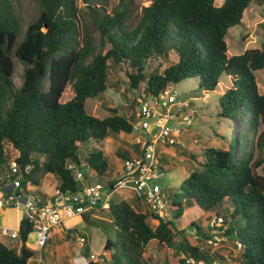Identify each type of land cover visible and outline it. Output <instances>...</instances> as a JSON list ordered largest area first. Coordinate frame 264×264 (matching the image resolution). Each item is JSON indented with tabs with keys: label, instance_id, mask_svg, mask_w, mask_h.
I'll list each match as a JSON object with an SVG mask.
<instances>
[{
	"label": "trees",
	"instance_id": "trees-1",
	"mask_svg": "<svg viewBox=\"0 0 264 264\" xmlns=\"http://www.w3.org/2000/svg\"><path fill=\"white\" fill-rule=\"evenodd\" d=\"M34 1L38 16L21 35L10 0H0V166L8 167L13 158L21 167L30 164L31 170L21 174V186H39L50 173L60 191L79 190L81 183L69 168L82 164L78 148L90 139L102 148L109 131H133L138 99L123 113L106 107L109 114L104 118L89 114L85 107L88 98L107 89L119 90L109 71L121 63L128 67L125 80L131 89L144 82L139 99L192 77L199 79L201 91L211 92L222 75L230 77V86L218 98V115L249 121L247 127L256 135L254 147L264 148V94L256 82V72L264 67V41L232 55L227 54L226 44L229 29L241 23L243 12L253 1L264 5V0H221L219 4L217 0H150L140 7L133 27L127 22L128 3L107 10L103 0ZM13 57L24 65L18 86L13 82ZM67 85L73 96L61 102ZM202 154L199 167L188 170L178 186L180 199L192 201L205 213L217 208L224 235L241 244L235 258L238 264H264V159H254L247 144L238 156L231 146H207ZM120 155L122 159L132 156ZM83 161L98 175L108 170L103 149L90 151ZM260 167L262 173L257 172ZM170 204L175 206L172 217L180 218L185 210L181 202L171 199ZM106 209L115 227L114 242L106 239L105 263L86 264H149L144 253L151 240L180 253V264H186L187 258L226 263L215 249L202 252L169 219L159 218L152 226L148 213L128 200L110 199ZM82 218L92 223L89 213ZM31 231V223L21 219L19 251L0 242V264H27L33 256L25 246ZM195 233L203 240L208 237L198 225Z\"/></svg>",
	"mask_w": 264,
	"mask_h": 264
},
{
	"label": "rangeland",
	"instance_id": "rangeland-1",
	"mask_svg": "<svg viewBox=\"0 0 264 264\" xmlns=\"http://www.w3.org/2000/svg\"><path fill=\"white\" fill-rule=\"evenodd\" d=\"M122 2L129 4L131 15L127 22L129 23V27H133L140 14V7L147 6L150 0H103L107 10L119 6ZM216 2L219 4L221 0H217ZM10 6L17 18H19L18 20L21 24L20 34L22 35L28 23L38 16V4L34 0H10ZM78 6L84 8L80 1H78ZM83 18L84 21L90 24V20L87 16ZM92 33L98 38L97 31L93 30ZM263 41L264 5H260L256 1H253L243 12L241 23L231 27L228 31L226 37L227 54H238L242 53L247 48H257ZM174 57L175 56L172 54L171 58L174 59ZM13 60L15 63L13 82L18 86L21 83L24 65L16 57H13ZM154 64H156V62ZM152 66L148 68L149 71L153 69ZM125 70H128V67L122 63L110 69V78L112 81H117L119 83V90L107 89L103 94L97 97L88 98L85 102V107L89 114L98 118H104L109 114V112L105 110L106 107L117 108L120 113H123L127 109V106L131 104V101L135 99L137 102V99H139V96L143 92L145 84L141 82L138 88L131 89L129 83L125 80ZM198 81L199 79L197 77H192L168 87V89L175 91L179 99L186 101L188 106H185L182 112L175 111L179 108L178 106L172 108V111L178 116L169 121V126L171 128L179 129V136L175 139V143L168 145L160 143L157 147L164 171L163 176L159 178L157 182L166 191L170 202L171 199H174L176 202H181L182 206L185 208L182 216L174 219L172 216L175 206L170 204L168 218L177 229L185 230L189 241L197 245L201 242V239L203 240V237L197 236V233H195V226L198 225L200 231L209 235L207 227L208 217L211 218L215 215L217 208H213L205 213V211L194 205L192 201L180 199L178 195V186L185 178L188 170L199 167V163L203 160V149L207 146L228 149L229 146H231L232 151L238 156L247 144V147L253 150L254 159H264V148L258 150L254 147L256 135L247 127L249 121L242 120L240 116H238L236 120H231L218 115V98L230 86V77L222 75L217 88L211 92L201 91L198 88ZM256 82L259 93L264 94V67L256 72ZM72 96L73 90L67 85L60 101L64 102ZM183 117H186L185 120H183ZM182 120L183 122H180ZM140 135H142L141 132L134 127L131 133L119 132L116 134V132L109 131L108 136L103 141L102 148L100 144L92 139L82 144L77 150L82 164L78 165V167L75 166L73 170L74 177H76L77 170L85 168L88 172L87 183L90 184L104 185L116 178L122 164L120 153L125 148V145L129 144L133 146L136 144V140ZM94 149H103L107 158L108 170L101 175L96 174V172L87 167L83 161V158ZM76 168L77 170H75ZM6 171V165L0 166V184L3 186L10 182V180L5 177ZM257 172L262 173L263 167L258 168ZM56 186V178L53 174L47 173L42 178L41 185L34 186V188L49 195ZM31 192H33V190H31ZM174 193L177 194L176 197H174ZM128 198V192L122 190L117 191L111 196V199L114 201L125 199L132 202L139 210L146 211L141 201L137 202L136 199L130 200ZM89 219L92 223L83 220L80 216H74L72 219L66 221V223L75 227L72 231L75 237L81 236L83 233H89L92 238V243L96 248L102 245L104 236L106 239H110L114 242L115 227L111 223L112 217L107 209L97 212L96 217L89 216ZM148 222L152 226L156 224L151 217L148 218ZM191 222H193V226L190 225ZM3 223V219H0V224L2 225ZM31 237L32 234H29L28 243L31 242ZM235 239V237H232L229 241H223L214 248L216 252L224 255L226 258L225 264H238L235 258L240 253L241 248L236 245ZM1 241L11 245L19 251L18 239H7L6 237L0 236V242ZM47 249H51L49 243H47L45 248L43 250L41 249L40 252H35L32 259L37 262L41 253H45ZM214 249L213 247L210 248L208 253ZM118 250L122 251L120 246H118ZM112 251H114V249H112ZM103 253L104 248L101 250L100 254L104 256ZM104 254L106 255V253ZM96 255L98 254L96 253ZM179 256L182 255L174 251L173 248L163 244L159 245L155 240H151L147 244L144 253V258L149 264H180L178 259ZM47 259V255H45L42 264H52Z\"/></svg>",
	"mask_w": 264,
	"mask_h": 264
},
{
	"label": "built area",
	"instance_id": "built-area-1",
	"mask_svg": "<svg viewBox=\"0 0 264 264\" xmlns=\"http://www.w3.org/2000/svg\"><path fill=\"white\" fill-rule=\"evenodd\" d=\"M178 106L175 111L182 112L186 101L178 98L172 89H166L156 96H148L138 99L136 109L137 120L133 127L137 128L140 135L136 144L139 145L137 154L122 159L121 169L116 178L104 185L87 183V169L77 170L75 179L80 181L81 187L76 191H60L57 186L53 192L37 194L32 185L23 189L20 184L22 172H29L30 164L21 167L15 159L9 161L5 177L10 180L9 184H0V212L6 207H18L21 219L25 218L31 223L30 234L35 236L36 249L42 248L50 237L53 227L62 222L89 213L96 217V213L108 208L111 196L119 190L128 192L134 199L141 201L145 212L157 224L159 218L168 220L170 199L166 191L159 185L157 180L164 174L163 165L160 161V153L157 147L175 143L179 136L178 128H171L169 121L176 116L172 108ZM186 117H183L185 120ZM180 121V122H183ZM76 165L70 164L74 170ZM78 167V166H77ZM20 219V220H21ZM209 235L199 243V249L203 252L217 247L223 241H228L224 235V220L221 215H213L207 223ZM0 234L10 239H18V229L0 224ZM79 244H84L83 236L77 237ZM240 248L241 244L235 241ZM90 260L105 263L103 256L90 255ZM186 264H218L217 262L195 261L187 258Z\"/></svg>",
	"mask_w": 264,
	"mask_h": 264
},
{
	"label": "crops",
	"instance_id": "crops-1",
	"mask_svg": "<svg viewBox=\"0 0 264 264\" xmlns=\"http://www.w3.org/2000/svg\"><path fill=\"white\" fill-rule=\"evenodd\" d=\"M124 147L125 148L122 150L123 154L127 153L129 155H135L139 151L137 144H134L133 146H130L128 144V145H125ZM21 187L23 189L29 188L28 185L21 186ZM35 189L36 188H34V190ZM41 192L44 193L43 191ZM128 197H129L128 199L130 200H135L129 194H128ZM0 219H3L4 221L2 225L8 226L10 228L18 229L20 219H21L20 209L14 206L6 207L0 212ZM74 228H75L74 226L66 223V221L62 222L58 226L53 227L51 230L50 237L47 240L46 244L39 250L36 249L35 236L34 234H32L31 242L28 243V238H27L25 242V246L28 249H30L33 252V254L37 251L40 252L41 249L43 250L45 246L47 245V243L50 244L51 249L50 250L47 249L45 253L44 252L41 253V255L39 256V260L37 262H35L34 259H32L33 258L32 256L30 259H28L27 264H39V263L42 264L45 255H47V258H48L47 260H49V262L52 264H86L88 261H90L91 254L97 253L98 255H101L100 252L104 248L106 237L105 236L103 237L102 245L99 248H96L92 243L91 235L89 233H83V235L81 236L85 238V242L84 244L81 245L77 242V237H75L74 233L72 232ZM0 236L6 237L1 234ZM6 238L10 239L8 237ZM1 242L4 243L8 247H12L11 245L6 244L3 241ZM19 248H20V242H19Z\"/></svg>",
	"mask_w": 264,
	"mask_h": 264
}]
</instances>
